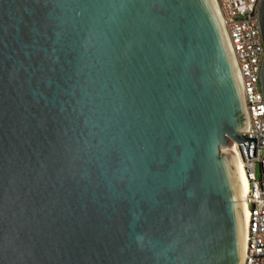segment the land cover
Here are the masks:
<instances>
[{
    "label": "water",
    "instance_id": "1",
    "mask_svg": "<svg viewBox=\"0 0 264 264\" xmlns=\"http://www.w3.org/2000/svg\"><path fill=\"white\" fill-rule=\"evenodd\" d=\"M246 124L213 0H0V264H242Z\"/></svg>",
    "mask_w": 264,
    "mask_h": 264
},
{
    "label": "built area",
    "instance_id": "2",
    "mask_svg": "<svg viewBox=\"0 0 264 264\" xmlns=\"http://www.w3.org/2000/svg\"><path fill=\"white\" fill-rule=\"evenodd\" d=\"M261 1L213 0L237 64L243 88L247 124L242 135L257 140L252 159H248L244 145L236 143L243 156L250 182L247 196L249 215L242 264H264V142L259 144V141L264 139V94L261 85L264 44L258 16ZM257 164L261 170L259 180L255 175Z\"/></svg>",
    "mask_w": 264,
    "mask_h": 264
},
{
    "label": "bare ground",
    "instance_id": "3",
    "mask_svg": "<svg viewBox=\"0 0 264 264\" xmlns=\"http://www.w3.org/2000/svg\"><path fill=\"white\" fill-rule=\"evenodd\" d=\"M227 153L232 159L236 182L238 186V192L241 203V211L243 216V222L241 224V233L243 236V243L246 233L247 220H248V209H247V196L250 191V182L247 175V170L245 166V162L243 160V156H241L239 147L236 143H229L228 148L226 149Z\"/></svg>",
    "mask_w": 264,
    "mask_h": 264
},
{
    "label": "rangeland",
    "instance_id": "4",
    "mask_svg": "<svg viewBox=\"0 0 264 264\" xmlns=\"http://www.w3.org/2000/svg\"><path fill=\"white\" fill-rule=\"evenodd\" d=\"M225 152L227 153V150H225ZM255 175H256V179L259 180L260 177H261V170H260V165L259 164L256 165Z\"/></svg>",
    "mask_w": 264,
    "mask_h": 264
}]
</instances>
